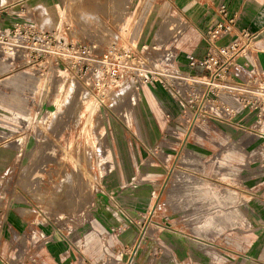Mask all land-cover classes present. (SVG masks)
Here are the masks:
<instances>
[{
	"label": "rangeland",
	"instance_id": "374dc122",
	"mask_svg": "<svg viewBox=\"0 0 264 264\" xmlns=\"http://www.w3.org/2000/svg\"><path fill=\"white\" fill-rule=\"evenodd\" d=\"M226 1L0 0V264H264V28L186 57Z\"/></svg>",
	"mask_w": 264,
	"mask_h": 264
},
{
	"label": "built area",
	"instance_id": "2783aa9c",
	"mask_svg": "<svg viewBox=\"0 0 264 264\" xmlns=\"http://www.w3.org/2000/svg\"><path fill=\"white\" fill-rule=\"evenodd\" d=\"M219 13L222 14V18L219 19L217 22H215V25L210 27L207 31V37H206V44L208 48L206 49V58H197L191 54H187V62L189 68L197 71H202L203 69H206L210 71L209 64L210 61L213 62V65L216 64L219 60V54L224 55V49L223 46H219L216 44L217 40L219 38L224 37L225 35L232 34L234 31L233 25L235 22V16L234 14H230L226 6H221L219 8ZM242 37H247V32L241 33ZM219 48L221 50H219ZM71 52L72 54L77 57V59H81L83 56L89 57L90 49L86 45H71ZM113 49L108 50L107 52L103 53L101 56V60L104 63H106L109 59H111L113 54ZM89 60L91 61V58L89 57ZM113 74H116V72H120L119 70H111ZM122 72V71H121ZM128 72V71H125ZM212 72V71H211ZM210 72V76L212 73ZM119 75V73H117ZM211 88V84H210Z\"/></svg>",
	"mask_w": 264,
	"mask_h": 264
},
{
	"label": "crops",
	"instance_id": "0c3cea01",
	"mask_svg": "<svg viewBox=\"0 0 264 264\" xmlns=\"http://www.w3.org/2000/svg\"><path fill=\"white\" fill-rule=\"evenodd\" d=\"M260 2L262 3V7H263L264 0H260ZM252 4L253 3L251 1L250 3L249 1H246L244 3V1H240V0H227L226 3L224 4L228 9L229 13L234 14L235 16V22L233 28H234V32H236L237 34L238 32H243V31H247L250 34H254L260 32L264 28V15L263 16L260 15L261 9L258 10L257 8H253L251 6ZM167 15H171L179 19L183 18L184 22L186 23V27L189 26L187 23L188 22L187 18L185 16H178L174 13H170ZM220 17H222V14L219 13V8H218L216 18H220ZM199 25L201 26V22L199 23Z\"/></svg>",
	"mask_w": 264,
	"mask_h": 264
},
{
	"label": "bare ground",
	"instance_id": "6f19581e",
	"mask_svg": "<svg viewBox=\"0 0 264 264\" xmlns=\"http://www.w3.org/2000/svg\"><path fill=\"white\" fill-rule=\"evenodd\" d=\"M101 2V1H100ZM95 5V4H94ZM96 6V5H95ZM105 6V5H104ZM82 8H84V7H82ZM81 9V8H80ZM79 9V10H80ZM94 10H95V8H94ZM87 11H88V8H87ZM84 12L86 13V10L85 11H83L82 9L79 11V13H81L80 15L81 16H83L84 15ZM87 14V13H86ZM85 14V15H86ZM88 15V14H87ZM166 19H168V18H166ZM168 21L171 23V24H173L174 23V20L173 19H168ZM173 22V23H172ZM179 23V22H178ZM184 24V23H183ZM178 28V27H177ZM191 79H195V80H200V79H204V78H206V76H200V77H196V76H193V77H190ZM62 82V81H61ZM57 91V90H56ZM181 159V158H180ZM179 160V159H178ZM185 160V159H184ZM186 160H188L187 158H186ZM180 162H182V160H180ZM187 165V164H186ZM193 167V166H192ZM176 171V170H175ZM172 173V172H171ZM177 173V172H176ZM175 174V173H174ZM176 175V174H175ZM185 176V175H184ZM174 177V176H173ZM178 177H180V176H178ZM188 177V176H187ZM185 178H186V176H185ZM174 179V178H173ZM184 179V178H183ZM182 180V179H181ZM174 181H176V180H174ZM187 181V180H186ZM197 181V180H196ZM170 183H172L171 181H170ZM176 183V182H175ZM181 183V182H180ZM187 184V183H186ZM176 185V184H175ZM171 186H173L174 187V185H171ZM171 186H169V187H171ZM70 187V186H69ZM173 187H171L172 189H173ZM187 187V186H186ZM178 189V188H177ZM68 190H70V189H68ZM182 190V189H181ZM173 191H175V188L173 189ZM181 192V191H180ZM179 192V193H180ZM182 193V192H181ZM173 194V193H172ZM176 194V193H175ZM179 195V194H178ZM167 198V197H166ZM184 202V201H183ZM227 214V213H226ZM231 216V215H230ZM223 219V218H222ZM227 219V218H226ZM226 221V220H225Z\"/></svg>",
	"mask_w": 264,
	"mask_h": 264
}]
</instances>
